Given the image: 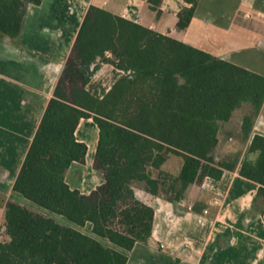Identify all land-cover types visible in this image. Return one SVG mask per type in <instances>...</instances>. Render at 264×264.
<instances>
[{
	"label": "trees",
	"instance_id": "1",
	"mask_svg": "<svg viewBox=\"0 0 264 264\" xmlns=\"http://www.w3.org/2000/svg\"><path fill=\"white\" fill-rule=\"evenodd\" d=\"M155 8L160 0H148ZM42 0H0V36L16 39L30 5ZM178 14L191 22L198 0ZM122 74L99 94L91 80L101 65ZM264 102V77L136 23L89 7L59 81L31 142L13 190L69 223L130 251L152 236L154 210L135 189L171 203L204 178L219 180L233 161H215L223 124L246 107L240 139L247 142ZM98 128L94 169L104 184L84 195L65 175L85 163L86 144L75 131L81 119ZM239 175L258 184L254 207L264 211V136L253 135ZM177 175L164 169L172 157ZM126 254L53 217L8 202L0 225V264H126Z\"/></svg>",
	"mask_w": 264,
	"mask_h": 264
},
{
	"label": "crops",
	"instance_id": "2",
	"mask_svg": "<svg viewBox=\"0 0 264 264\" xmlns=\"http://www.w3.org/2000/svg\"><path fill=\"white\" fill-rule=\"evenodd\" d=\"M91 6L264 77V0H198L184 30L177 22L180 11L189 7L185 0H160L157 8L148 0H42L30 5L19 37L0 36V225L6 204L14 202L126 254V264H264V211L254 207L258 184L239 175L243 159L256 158L247 154L251 137L264 136V102L235 169L224 170L219 180L204 178L190 185L176 203L135 189L136 197L154 210L153 229L147 243L130 251L94 235L91 224L73 225L13 190ZM102 65L100 72L114 71L112 83L122 74ZM75 137L86 144L87 155L84 164H71L65 181L89 195L104 184L94 169L98 128L91 118L80 120ZM219 140L220 146V135Z\"/></svg>",
	"mask_w": 264,
	"mask_h": 264
},
{
	"label": "rangeland",
	"instance_id": "3",
	"mask_svg": "<svg viewBox=\"0 0 264 264\" xmlns=\"http://www.w3.org/2000/svg\"><path fill=\"white\" fill-rule=\"evenodd\" d=\"M101 67H103V65H101ZM100 69L92 78L91 87L98 89L99 92H103L104 88L108 87L112 83L114 79V71L113 73L110 71L100 72ZM101 80L104 82V87H101ZM248 112L249 110L246 107H243L233 114L229 122L222 125L220 131L222 141L220 146H218V148L213 153L215 161L227 160L230 162L241 155V152L245 146L243 141L240 139L241 119L242 116ZM248 158L254 159L252 155ZM181 163L182 159L180 157L172 156L165 163L164 169L172 175H177Z\"/></svg>",
	"mask_w": 264,
	"mask_h": 264
}]
</instances>
